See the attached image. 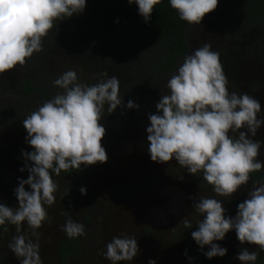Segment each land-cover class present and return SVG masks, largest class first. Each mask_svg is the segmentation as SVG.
<instances>
[{
    "label": "rangeland",
    "instance_id": "obj_1",
    "mask_svg": "<svg viewBox=\"0 0 264 264\" xmlns=\"http://www.w3.org/2000/svg\"><path fill=\"white\" fill-rule=\"evenodd\" d=\"M129 3L0 0V264H264V220L229 203L264 212V26L246 25L238 1L192 0L187 49L148 89L139 58L116 48L139 27ZM23 78L39 90L16 93ZM171 102L230 135L227 151L157 122ZM54 157L79 176L51 169ZM66 232L75 246L60 258Z\"/></svg>",
    "mask_w": 264,
    "mask_h": 264
},
{
    "label": "trees",
    "instance_id": "obj_2",
    "mask_svg": "<svg viewBox=\"0 0 264 264\" xmlns=\"http://www.w3.org/2000/svg\"><path fill=\"white\" fill-rule=\"evenodd\" d=\"M129 5L135 11L136 21L139 25L131 30L117 34L118 50L121 54L131 58H139L143 68L146 88L151 80L164 75L172 70L178 58L186 51V28L189 26L192 13V0H128ZM224 3H240V12L246 25L264 26V0H217ZM9 24L13 27L21 25V21L14 11L7 16ZM120 46V47H119ZM134 61V60H133ZM135 62V61H134ZM24 92L38 91V87L30 79L24 78L19 83ZM144 87V88H145ZM138 90L139 87H138ZM124 92L121 91L120 94ZM154 119L160 123L179 122L180 128L189 146L198 150L224 154L232 144L230 135H215L204 115L197 111H184L176 102L167 103L163 108H156L152 113ZM222 141L226 145L218 149ZM34 152L38 153L35 147ZM238 159L252 179L261 178V169L253 160L246 146H240L237 152ZM48 166L57 172H71L79 176L80 169L73 161H65L59 158L52 159ZM30 170V168H28ZM245 203L248 207L247 215L256 221L264 220V212L253 206L250 201L230 199V204H235L236 209L243 213L237 206ZM244 214V213H243ZM256 223L251 225L255 232ZM74 236L64 233L58 246L57 254L61 258L73 250ZM201 258L206 262L212 260V248L209 243L201 242L198 249ZM256 261V259H255Z\"/></svg>",
    "mask_w": 264,
    "mask_h": 264
},
{
    "label": "flooded vegetation",
    "instance_id": "obj_3",
    "mask_svg": "<svg viewBox=\"0 0 264 264\" xmlns=\"http://www.w3.org/2000/svg\"><path fill=\"white\" fill-rule=\"evenodd\" d=\"M24 79V78H23ZM22 79H20L19 80V82L17 83V86L15 87V92L16 93H20V94H24V95H26V94H30L31 92H34V91H30V92H27V93H24L21 89H20V87H19V83H20V81H21ZM158 122V121H157ZM56 158H59V159H62V160H65V161H73L75 164H77V166L79 167V169H80V173H81V168H80V165L75 161V160H68V158H65V157H54V158H52V159H56ZM51 159V160H52ZM50 161V160H49ZM48 161V162H49ZM51 168V167H50ZM52 169V168H51ZM57 172V171H56ZM245 172H246V170H245ZM58 173H71V172H62V171H60V172H58ZM247 173V172H246ZM72 174V173H71ZM261 174H262V171H261ZM73 175V174H72ZM247 175H248V173H247ZM249 176V175H248Z\"/></svg>",
    "mask_w": 264,
    "mask_h": 264
}]
</instances>
